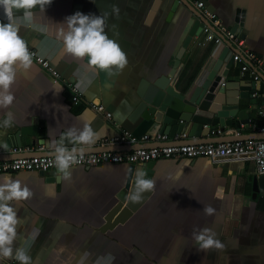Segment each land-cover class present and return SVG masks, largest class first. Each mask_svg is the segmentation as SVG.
Wrapping results in <instances>:
<instances>
[{
	"label": "crops",
	"instance_id": "0c3cea01",
	"mask_svg": "<svg viewBox=\"0 0 264 264\" xmlns=\"http://www.w3.org/2000/svg\"><path fill=\"white\" fill-rule=\"evenodd\" d=\"M153 1L52 0L45 11L38 6L33 9L32 21L21 25L18 35L47 57L60 77L54 80L33 58L29 69L17 71L11 88L15 99L7 108H0V145L9 143L6 149L0 147V158L51 152L50 141H58L69 128L83 129L86 124L100 137L90 147L84 146L86 152L126 149L128 145L103 144L102 138L123 129L133 130L137 120L130 121L128 115L139 99L136 89L142 78L151 82L168 74L169 82L180 92L191 90L201 80L226 44L215 42L211 29H203L192 36L175 66L174 54L192 14L182 2L168 14L172 0H163L147 19ZM204 2L213 6L217 17L227 26L234 22L236 9L242 10L240 25L246 30L245 42L264 56V0ZM113 5L119 7V15L111 14ZM77 11L110 13L106 31L128 59L122 71L109 75L90 66L87 56L76 58L65 51L61 37L62 30H67L64 21ZM15 15V22L24 24L20 17L23 10ZM0 18L8 22L2 7ZM228 49L233 52L232 47ZM227 78L251 81L248 75L240 76L235 57ZM67 80L82 92L76 103L70 98ZM251 90L250 96L238 98V108L247 112V118L262 121L264 114L259 113V108L264 112L263 94L258 91L253 96ZM86 100L103 103L111 117L95 111ZM9 112L14 117L12 126L4 127ZM230 118L232 123L223 126L226 133L207 140H229L235 134L234 128L239 134L254 133L248 126L238 128L233 123L236 115ZM33 126V135L19 134L22 146L28 149L11 152L10 148L17 146L16 131ZM215 127L220 126L212 128ZM186 132L187 129L179 134L176 142H194L180 139L189 138ZM65 143L69 148L73 146ZM148 143L158 142H141ZM115 145L121 148H105ZM128 164H74L70 180H61L57 168L0 174V181L19 180L33 192L30 199L13 202L21 218L20 237L15 245L23 242L32 264H97L108 253L115 257L111 264H264V195L256 185L259 173L252 161L212 163L206 156L180 155L156 158L148 177L156 181L155 189L135 204L126 199L134 186V182L124 185ZM140 166L136 163V169ZM205 205L215 209L213 215H205ZM205 227L215 231L223 248L198 250L191 233ZM0 264L19 261L0 259Z\"/></svg>",
	"mask_w": 264,
	"mask_h": 264
},
{
	"label": "clouds",
	"instance_id": "9594fccd",
	"mask_svg": "<svg viewBox=\"0 0 264 264\" xmlns=\"http://www.w3.org/2000/svg\"><path fill=\"white\" fill-rule=\"evenodd\" d=\"M51 3L52 0H0V7L3 8L8 21L0 22V108H7L15 99L11 88L16 82L17 71L27 70L33 63L27 42L18 35L19 28L32 21L33 9L38 6L41 11H45L46 6ZM21 9L23 15L20 17L24 24L18 25L15 22L17 18L15 12ZM111 14L119 15V7L113 5ZM109 15L108 12L96 15L77 11L66 17L64 22L67 23V30H62L61 37L68 54L76 58L87 56L90 66L114 75L127 66L128 59L119 43L110 38L106 31ZM13 119L12 113L9 112L3 126L11 127ZM99 138V133L86 124L83 129L69 128L58 141L49 142L48 147L52 149L50 155L54 157L61 180L71 179L72 166L79 162L78 157L83 158L87 149L84 146L90 147ZM65 141L73 146L69 148ZM0 147L6 149L7 145ZM146 177L145 170H135L134 186L126 195L129 202L140 203L146 192L155 189L156 181ZM32 196L31 189L22 185L19 180L5 178L0 181V259H15L19 264H32V258L23 246V242L18 247L15 245L20 237L18 226L21 224V218L13 204L28 200ZM203 211L205 215H213L215 209L211 205H205ZM191 236L198 250L223 248L221 241L216 238L215 231L210 227L194 229ZM114 259L115 257L108 253L100 257L97 264H111Z\"/></svg>",
	"mask_w": 264,
	"mask_h": 264
},
{
	"label": "water",
	"instance_id": "95a60500",
	"mask_svg": "<svg viewBox=\"0 0 264 264\" xmlns=\"http://www.w3.org/2000/svg\"><path fill=\"white\" fill-rule=\"evenodd\" d=\"M162 1H153L151 9L147 14V19L153 15L154 9ZM178 2L185 4L188 10H190L192 18L174 54L175 66L193 35L199 34L203 30L204 25H210V28L213 29L207 18L194 7L190 0H172L168 14L175 9ZM206 5L210 10H213L211 4ZM241 12L236 9L234 22L229 27L241 36H244L246 30L240 25ZM225 44L226 46L218 53L207 69L206 74L201 80H197L198 82H196L191 90L190 88L185 92L175 90L172 82H169L170 76L168 74L158 76L151 82L142 78L136 89L139 99L128 115L130 121L137 120L132 132L139 136L149 129H155L157 132L166 133L168 137H173L174 134H182L187 129L186 135L189 138H185V136L180 139L194 140V142H208L212 140H207V138H214L213 136H208L214 125L218 124L220 127H223L230 124L232 123L230 117L234 115H236V118L233 119V123L236 126H238L240 121H245L248 114L244 109L238 108V98L250 96V90L257 87V82L253 80L245 82L243 79L227 78L228 68L234 58V52L228 49L232 47L229 42ZM260 86L261 84L258 87L259 91H261ZM20 133L33 135L35 133V126L20 128L19 131H16V145H22L19 139ZM245 135L263 137L264 133L234 134L231 135V139L243 138ZM221 140L224 139L221 138ZM37 142L41 143L42 141L37 139ZM6 144L8 147L9 143L6 142ZM107 147L121 148L116 145L115 147L105 146V148ZM153 162L154 160H149L141 163L139 169L147 172L146 178L150 176ZM135 169L136 163L131 162L128 164L124 182L125 186H128L130 182H134ZM255 181L257 187L261 189L264 195V173H259Z\"/></svg>",
	"mask_w": 264,
	"mask_h": 264
},
{
	"label": "built area",
	"instance_id": "2783aa9c",
	"mask_svg": "<svg viewBox=\"0 0 264 264\" xmlns=\"http://www.w3.org/2000/svg\"><path fill=\"white\" fill-rule=\"evenodd\" d=\"M194 7L207 18L208 22L213 26L205 25L204 30L211 29L214 32V41L226 43L229 42L234 52V57L239 63L240 76L248 75L250 80L257 82V87L251 90V94H258V87L261 84V92L264 99V56L258 54L248 47L244 36L220 21L216 13L210 10L203 0H190ZM0 22H4L0 18ZM5 23V22H4ZM28 44V43H27ZM29 51L32 58L48 71L54 80L60 77L59 72L51 65L49 59L31 47ZM66 86L70 92L71 100L76 103L81 99V90L72 81H66ZM87 104L95 111L103 114L105 117H111V112L107 110L103 103L94 100H86ZM259 113L264 114L262 108H259ZM248 126L252 131L264 133V120L256 121L252 118H246L245 121H240L238 128ZM228 130L223 127L211 128L209 135L226 133ZM232 132L239 134L237 128L232 129ZM178 134L173 137H168L164 132H155L152 134L142 133L135 135L131 130L123 129L119 133L112 136L102 138L103 144H123L129 147L122 150L102 149L97 151H89L84 153L83 158L78 157V163L82 165H96L103 162H133L142 163L149 160H154L159 157L170 156H206L212 163H221L229 161H245L250 160L254 164L257 173H264V136L254 137L246 136L231 140H213L208 142H176ZM158 142L141 144V142ZM139 143V144H138ZM136 144L135 146H133ZM133 146V147H132ZM28 149L27 146L17 145L10 148L11 152H21ZM51 152L36 153L29 156H14L10 158H0V174L19 169L38 170L45 172L49 169L56 168L54 157Z\"/></svg>",
	"mask_w": 264,
	"mask_h": 264
}]
</instances>
